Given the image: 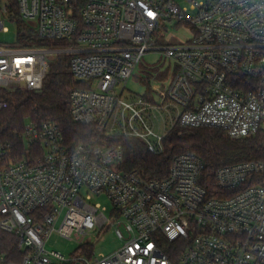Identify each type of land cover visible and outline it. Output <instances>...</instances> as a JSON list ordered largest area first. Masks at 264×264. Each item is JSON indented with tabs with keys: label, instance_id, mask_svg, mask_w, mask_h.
Segmentation results:
<instances>
[{
	"label": "built area",
	"instance_id": "obj_1",
	"mask_svg": "<svg viewBox=\"0 0 264 264\" xmlns=\"http://www.w3.org/2000/svg\"><path fill=\"white\" fill-rule=\"evenodd\" d=\"M11 1H0V33L8 31ZM16 1L39 36L57 47L0 44V86L39 90L49 59L68 54L84 84L70 93L72 117L94 124L96 133L70 147L54 121H28L23 157H12L14 143H0V229L16 234L23 251L19 261L0 251V264H264L263 159L217 168L213 193L201 182L205 163L197 153L176 154L165 177L148 178L121 169L123 148L110 141L134 136L162 152L171 128L158 134L148 120L153 110L172 107V128L264 135V0ZM173 24L189 27L191 36L158 46L156 37ZM155 49L178 65L159 92L161 105L153 96L124 100L136 65ZM6 106L0 100V109ZM84 186L113 200L112 217L87 202ZM110 225L122 245L93 257L86 235ZM53 232L75 235L79 253L47 249Z\"/></svg>",
	"mask_w": 264,
	"mask_h": 264
},
{
	"label": "trees",
	"instance_id": "obj_2",
	"mask_svg": "<svg viewBox=\"0 0 264 264\" xmlns=\"http://www.w3.org/2000/svg\"><path fill=\"white\" fill-rule=\"evenodd\" d=\"M9 10L10 20L17 24L19 39L36 40V31L26 24L16 0H12ZM83 85L73 76L70 55L63 53L53 59L41 89L0 86V100L7 102V106L0 109V143H14L12 157L21 158L23 151L28 149L21 137L25 124L28 121L41 123L48 120L58 124L70 147L88 142L96 133L95 125L78 123L71 114L70 93L75 87ZM151 97L152 93H149L147 98ZM181 128L185 130L181 132ZM110 141L123 148L121 169H137L148 178L165 177L176 154L187 151L197 153L205 163L201 182L213 193L216 192L214 174L220 166L250 159L264 160L263 134L234 138L213 126H174L166 134L164 150L160 153L149 151L146 143L134 136L117 135ZM0 251L14 261L21 260L23 256L16 234L2 229Z\"/></svg>",
	"mask_w": 264,
	"mask_h": 264
},
{
	"label": "rangeland",
	"instance_id": "obj_3",
	"mask_svg": "<svg viewBox=\"0 0 264 264\" xmlns=\"http://www.w3.org/2000/svg\"><path fill=\"white\" fill-rule=\"evenodd\" d=\"M0 1L1 3L5 2V0ZM25 22L29 27L34 28L36 31V40L30 41L28 39H19L16 22L7 20L6 26L8 27V31H2L0 33V44L5 43L17 47H57L55 41H47L39 36L35 21L25 19ZM179 26L180 25L177 26L173 24V26L168 31L159 34L156 37L157 45H176L191 36L192 31L189 29V27ZM52 61L53 59H49V68ZM177 71L178 65L166 55L164 50L155 49L148 51L142 56L136 65L132 76L127 82L122 98L127 101H133L140 97H147L149 93H152L154 101L157 103V105H161V96L159 92L167 87L168 82ZM94 84H97V80H95ZM117 90L119 91L120 87H118ZM170 109L172 111L171 113L175 116L176 110L173 107ZM171 113H169L167 110L157 108L153 110V121L148 120V123L154 128L156 133L163 134L166 129L172 128V120L170 117ZM119 129L120 125L118 122L116 125V130ZM184 130L185 129L181 128L180 131L183 132ZM150 139H152L154 142H157V138L154 135H151ZM80 194L87 200L88 203L93 205L100 204L102 208L105 209L104 211L109 218L114 215L115 205L113 200L107 194L93 193L86 186L80 189ZM88 194H91V196L88 197ZM86 240H90V242H92L90 251L93 257L98 256L101 253L113 252L122 245V240L116 235L113 225L108 226V228H106L103 233H101L100 230H93L91 234L86 235L85 241ZM80 247L81 243L75 237V235H72L70 238H68L59 234L58 232H53L46 243L47 249L58 250L66 257H71L78 254Z\"/></svg>",
	"mask_w": 264,
	"mask_h": 264
}]
</instances>
